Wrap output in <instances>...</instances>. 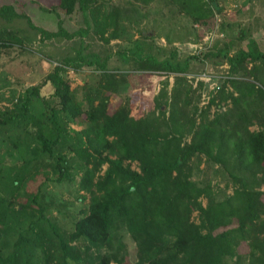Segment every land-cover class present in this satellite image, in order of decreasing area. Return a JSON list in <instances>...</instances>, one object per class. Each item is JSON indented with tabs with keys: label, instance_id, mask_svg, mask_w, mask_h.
<instances>
[{
	"label": "trees",
	"instance_id": "obj_1",
	"mask_svg": "<svg viewBox=\"0 0 264 264\" xmlns=\"http://www.w3.org/2000/svg\"><path fill=\"white\" fill-rule=\"evenodd\" d=\"M46 1L57 5L56 9L66 15H73L77 9L86 15L95 3V0ZM178 1L182 12L190 15L200 28L214 30L216 16L201 0ZM13 5L0 7V18L23 17ZM94 21L104 37L108 27L114 25L115 17L109 14L103 26L95 15ZM40 33L45 38H69L62 29L57 33ZM245 34L243 31L240 38L245 39ZM23 39L18 30L10 28L0 35L3 46H22ZM248 40L247 48L238 51L235 57L230 58V49L211 55L227 60L233 76L242 72L250 77L257 66L264 65V53L254 38ZM176 59L177 54L172 53L166 60L147 57V63L153 69L182 74L188 71L193 58L184 63ZM97 63L104 72L107 70L106 63L99 58ZM65 65L80 69L92 67V62L80 54ZM250 65H253L251 70ZM61 71L62 67H56L40 87L33 89L50 114L45 122L31 115L27 102L22 100L18 104L19 112L12 118L28 125L31 122L38 128L36 134L33 129L30 143L20 144L19 139L11 142L22 153L21 161L0 168V176L15 187L7 201L0 196V264H111L113 258L106 249L111 243L113 248L117 240L123 244V238L120 241V234H116L123 226L138 246L137 264H239L242 256L237 255L236 249L242 242L249 247V264H264V192L254 190L257 184H264L263 88L244 77L232 79V108L216 113L213 118L205 112L201 119L196 115L187 119V124L181 126L191 141L182 146L181 139L166 132L167 124H161L165 113L162 105H156L160 116L156 111L145 116L134 114L131 107L111 112L109 100L100 90L104 88L102 80L96 90H86L79 101L78 89H71ZM192 92L180 79L179 87L171 95L173 117L177 110L189 107ZM221 96L228 97L224 90ZM97 101H100L98 105ZM58 114H66L73 122L85 120L87 126L81 138L92 149L91 153L75 147L84 164L79 167L83 173L79 190L89 195V205L81 211L82 216L70 233L59 231L41 203L45 183L61 184L79 173L70 167L72 162L66 156L57 154V149L67 144L69 133L57 120L56 124H48ZM10 124L0 119V127ZM253 125H258V130H252ZM202 161L207 162L204 172L218 165V173L228 175L239 187L233 196L216 201L210 183L205 186V181L193 180ZM106 163L108 170L97 177ZM229 163L236 168L234 171L227 166ZM133 164L138 168H133ZM42 173L45 180L38 186V192L26 193L28 183ZM19 197L27 202L20 205L22 209L14 205ZM205 197L209 201L207 207L202 202ZM27 207L35 209L36 216L22 220ZM197 212L203 216L201 225L192 219ZM220 229L223 230L218 232ZM235 255L238 260L233 263Z\"/></svg>",
	"mask_w": 264,
	"mask_h": 264
},
{
	"label": "rangeland",
	"instance_id": "obj_2",
	"mask_svg": "<svg viewBox=\"0 0 264 264\" xmlns=\"http://www.w3.org/2000/svg\"><path fill=\"white\" fill-rule=\"evenodd\" d=\"M15 1L18 3L0 0V7L14 4L17 12L23 15L10 20L0 18V35L5 28H10L18 30L20 36L24 37L22 46H3L2 41L0 42V119L11 123L0 127V168L13 166L21 161L22 153L14 149L11 142L19 139L20 144L30 143L33 129L36 134L38 128L31 122L28 125L26 121L12 119L20 110V100L27 102L30 114L41 122L50 117L43 99L37 97L33 89L40 87L56 67H62L61 75L71 89H78L76 96L79 101L83 99L86 90H96L102 80L104 88L100 90L106 101L109 100L111 112L131 107L134 114L145 116L156 111V115H159L156 105H162L165 113L161 124H167L166 132L181 139L182 146L191 141V136L181 126L187 124V119H192L195 115L199 118L205 112L213 118L216 113H224L232 108V79L244 77L264 89V65L257 66L250 77L242 72L233 76L229 62L215 56L221 50L230 49V58L235 57L238 51L247 48L249 38H254L258 49L264 53V0H201L206 9L212 10L216 16L217 23L211 31L200 28L190 15L183 13L178 0H95L86 15L79 9L73 15H66L56 9L57 5L48 4L44 0ZM109 14L114 15L115 22L108 27L107 34L103 37L96 29L94 15L103 26L104 18L107 19ZM61 29L68 33L69 38H45L40 33H57ZM243 31L246 32L245 39L240 38ZM172 53L177 54L176 60L181 63L193 58L188 71L170 74L149 67L147 57L166 60L171 58ZM80 54L89 57L92 67L78 69L73 65H65L67 60L74 61ZM96 56L106 63L105 72L98 66ZM252 68L253 65L248 66L249 70ZM180 79L193 92L190 94L189 107L177 110L178 114L173 117L171 95L173 89L179 87ZM222 90L227 98H222ZM99 103L97 101V105ZM56 120L61 125L64 124L69 132L67 144L57 149V154L66 156L72 162L70 167L79 173H74L72 179L61 184L55 181L45 183L41 203L46 208L47 217L58 226L59 231L70 233L81 218V211L87 210L89 205V195L79 190L80 177L83 175L79 167L84 164L76 155L75 147L91 153L92 149L81 138V132L87 126L85 120L73 122L66 114H58L48 124H56ZM258 127L253 125L251 129L258 130ZM206 165L205 161L200 163V169L193 180L198 183L205 181V186L210 183L216 201L233 196L239 187L228 175L218 173V165L204 172ZM227 166L232 171L236 169L232 163ZM100 168L97 177L105 174L109 164ZM133 168L137 169V164H133ZM44 177L42 173L37 179L30 181L25 189L26 193L36 194ZM14 188L6 177L0 176L1 198L7 201ZM254 190L264 192V184H257ZM202 202L204 207L209 205L206 197ZM26 203L25 198L19 197L14 205L22 209L20 205ZM26 210V215H21L20 219L36 216L32 207H27ZM202 217L197 212L192 219L201 225ZM1 223H4V219H1ZM116 234H120V241L123 238V244L117 240L113 248L111 243L106 249L113 258L111 264H137L138 246L130 232L123 226ZM236 253L242 256L239 264H249V247L246 242L238 245ZM237 255L234 256L233 263L237 262Z\"/></svg>",
	"mask_w": 264,
	"mask_h": 264
}]
</instances>
